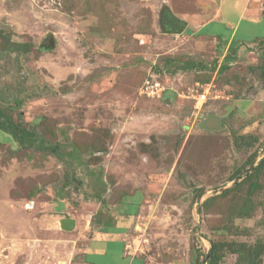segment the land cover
Returning a JSON list of instances; mask_svg holds the SVG:
<instances>
[{
    "label": "rangeland",
    "instance_id": "1",
    "mask_svg": "<svg viewBox=\"0 0 264 264\" xmlns=\"http://www.w3.org/2000/svg\"><path fill=\"white\" fill-rule=\"evenodd\" d=\"M222 9L230 25L209 30L243 50L216 74L224 48L186 28ZM7 119L20 132L0 129V264L264 252V0H0ZM105 234L106 252L90 242Z\"/></svg>",
    "mask_w": 264,
    "mask_h": 264
},
{
    "label": "crops",
    "instance_id": "2",
    "mask_svg": "<svg viewBox=\"0 0 264 264\" xmlns=\"http://www.w3.org/2000/svg\"><path fill=\"white\" fill-rule=\"evenodd\" d=\"M229 5H226V6H228L229 8H232V9L237 8L238 10H240L239 9L240 7L236 6L234 3L229 4ZM234 5L236 7H234ZM246 12L245 13L243 12V14L240 13L239 19L244 18V16H247ZM203 15H204V13L199 14L195 19L192 18L191 21H188L186 32H188V33L190 32L189 33L190 36H192V38L195 37V40L197 42H200L202 45H204L205 43H211V45H214V48H216L217 51H221V49L224 48V51L222 52V54L219 55L220 58L216 61L217 64H219V62H221V59H223L228 54V52L230 51V48H231V50L240 48V49L235 50V52L238 51L237 57H239V54L241 53L243 48H242V46L237 47V44L234 42L233 33L229 38H226L223 35V33H221V31L209 30V27L215 23L223 24L225 26V28H227L228 25H230V21H229L231 19L230 14L224 15V9H222V10H218V12H216L215 18H213V19L210 18V20L205 19ZM248 18H250V21L253 25H258L263 20V17H260V16H252V17H248ZM238 21L239 20H237V23H238ZM186 32H185V34H186ZM244 41H245V43L248 42L249 38L247 37L242 42H244ZM234 54H233V52L231 53V55L235 56ZM216 74H217V71H216ZM22 219H24V218H22ZM19 223L20 222H18V227L21 226V225H19ZM25 223H26L25 227H27V226L30 227V225H32L29 222H25ZM22 224H24V223H22ZM109 236L112 237L111 234H108V235L105 234L103 239H100V237H97V240H95V237H94V239H92L90 242H93L94 245L97 244L98 245L97 248H103L104 247L103 250H104V252H106V250H110L109 244L107 243ZM30 240L31 239H29L28 241H30ZM33 241H34V243L38 242L37 239H35ZM33 241H32V243H33ZM45 241H47V240H45ZM99 244H104V246H100ZM35 245H33V246H35ZM91 248H93V247H91L89 245L85 249L90 250ZM47 261H49V260H47ZM49 264H56V263H54V261H50ZM58 264H59V262H58Z\"/></svg>",
    "mask_w": 264,
    "mask_h": 264
},
{
    "label": "trees",
    "instance_id": "3",
    "mask_svg": "<svg viewBox=\"0 0 264 264\" xmlns=\"http://www.w3.org/2000/svg\"><path fill=\"white\" fill-rule=\"evenodd\" d=\"M223 50L221 51V53ZM234 58L227 54L223 59H221V62L219 64L216 63V71L219 73L220 71L223 72L226 70V66L232 65ZM0 129L2 130H12V136L14 138H18L17 134L20 132L17 130V128L12 124L10 119H7L5 121H2L0 123ZM28 136H31V133L28 131H21V138H27ZM58 148L51 149V153H56ZM264 166V158L261 159L260 164L258 167ZM223 243L216 242L213 243L212 249L210 251V254H207L205 256V259L200 264H221V261L223 259L222 250H223ZM264 249V248H263ZM231 252L238 254V264H261L262 262V256H263V250L262 249H255V248H248V246L245 243H236L233 247H231ZM85 263L93 264V262H87L85 259Z\"/></svg>",
    "mask_w": 264,
    "mask_h": 264
},
{
    "label": "water",
    "instance_id": "4",
    "mask_svg": "<svg viewBox=\"0 0 264 264\" xmlns=\"http://www.w3.org/2000/svg\"><path fill=\"white\" fill-rule=\"evenodd\" d=\"M177 30L176 33L177 34H181L184 29L186 28V23L182 22V21H178L177 22ZM74 226V222L70 221V220H64L62 221V227H64L65 229H71ZM210 254V252H209Z\"/></svg>",
    "mask_w": 264,
    "mask_h": 264
},
{
    "label": "built area",
    "instance_id": "5",
    "mask_svg": "<svg viewBox=\"0 0 264 264\" xmlns=\"http://www.w3.org/2000/svg\"><path fill=\"white\" fill-rule=\"evenodd\" d=\"M205 95H206V93L204 92V93L202 94V96H201V97H202V98H205Z\"/></svg>",
    "mask_w": 264,
    "mask_h": 264
}]
</instances>
